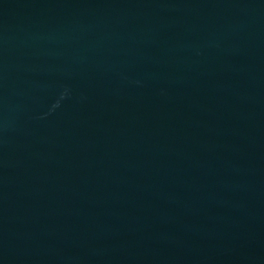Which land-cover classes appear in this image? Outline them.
I'll return each mask as SVG.
<instances>
[{
    "label": "water",
    "instance_id": "1",
    "mask_svg": "<svg viewBox=\"0 0 264 264\" xmlns=\"http://www.w3.org/2000/svg\"><path fill=\"white\" fill-rule=\"evenodd\" d=\"M0 264H264V0H0Z\"/></svg>",
    "mask_w": 264,
    "mask_h": 264
}]
</instances>
